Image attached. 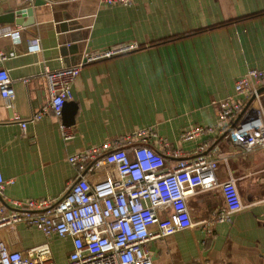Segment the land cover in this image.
<instances>
[{"label": "crops", "instance_id": "obj_1", "mask_svg": "<svg viewBox=\"0 0 264 264\" xmlns=\"http://www.w3.org/2000/svg\"><path fill=\"white\" fill-rule=\"evenodd\" d=\"M64 2L59 17L67 15L80 26L72 31L82 38V55L74 61L62 55L49 0L33 8L32 27L0 20V29L10 26L19 34V40L0 34V51L8 55L0 66L8 70L15 93L12 99L0 96V171L12 180L0 191L4 214L19 210L15 201L61 196L78 177L70 155L105 142L113 147L123 136L151 128L156 135L147 143L157 151L166 140L169 149L193 157L203 145L205 155L218 163L217 180L235 179L243 205L228 212L219 187L196 188L187 196L191 227L145 244L153 264H264V148L246 153L225 134L237 117L222 132L181 139L191 126H215L217 102L226 97L264 113V86L249 98L234 89L249 68L264 69V0ZM24 5L0 0V17ZM30 38L38 39V49L28 48ZM121 44L137 48L81 68L70 100L77 105L70 125L74 137L63 140L62 118L48 108L44 70L82 61L87 45L91 55ZM38 112L42 118L23 130L20 121ZM162 153L173 167L177 159ZM0 239L24 253L48 243L55 264H66L72 249L70 237H46L23 222L14 230L0 229Z\"/></svg>", "mask_w": 264, "mask_h": 264}, {"label": "built area", "instance_id": "obj_2", "mask_svg": "<svg viewBox=\"0 0 264 264\" xmlns=\"http://www.w3.org/2000/svg\"><path fill=\"white\" fill-rule=\"evenodd\" d=\"M21 1L30 5L33 0ZM97 1L119 5L131 0ZM0 34H11L13 39L19 40L18 32L10 26L2 27ZM38 47V39H28V48L35 50ZM135 48L136 44L116 45L87 54L74 65L55 70L46 68L42 76L48 108L57 118L61 117L63 104L72 99V86L85 63L111 58ZM7 57L0 51V62ZM260 86H264V69L249 68L237 79L234 89L237 95L249 98L257 96ZM14 95L8 70L0 66V96L12 99ZM217 104L215 126H191L181 133V139L222 132L237 117L226 134L232 142L246 153L264 148V113L260 109H254L233 96ZM42 115L38 112L21 120V128L24 130L27 122L39 121ZM13 120L20 118L14 115ZM59 129L63 140L74 137L70 126L60 123ZM155 135L151 128L139 129L117 140L113 147L105 142L70 155L68 161L77 168L78 177L70 182L63 194L54 199L15 201L19 210L9 214H4L0 198V229L14 230L16 224L23 222L37 228L46 237H70L72 249L66 264H153L145 244L191 227L187 196L196 188L210 190L219 187L228 212L243 208L235 179L217 180L218 163L205 155L203 145L193 157H184L181 151L169 149L166 140L159 142L162 151L153 149L147 140ZM162 152L177 159L173 167L166 165ZM101 169L103 171L97 175ZM86 170L90 172L84 175ZM6 183H12V180H5L0 171V191ZM152 226H156V230H151ZM0 264L55 263L48 243L24 253L11 249L0 239Z\"/></svg>", "mask_w": 264, "mask_h": 264}, {"label": "water", "instance_id": "obj_3", "mask_svg": "<svg viewBox=\"0 0 264 264\" xmlns=\"http://www.w3.org/2000/svg\"><path fill=\"white\" fill-rule=\"evenodd\" d=\"M49 1L51 3L49 4L50 5L49 7L50 10L53 12L55 19L54 21L57 27L59 28L60 44L62 45L61 47L62 55L64 56L71 55L70 60L74 61L75 59L74 55H82L80 54L81 50L79 45V41H81L82 38L77 37L72 31L80 29V26H78V23L74 20H71V18L67 15L63 14L62 15L63 18L59 17V13H61V11L64 10L66 7V2L64 1L67 0H49ZM44 4H46V0H33L30 5H24L16 10H11L9 12H6L0 17V20H5L8 22L14 21L16 24L22 25L27 28L32 27L33 22L30 18L33 15V8ZM29 31L32 32V29L29 28ZM89 46L90 45H87L86 49L84 50L85 52L84 55H87L90 52ZM76 111H77L76 103L72 101H66L63 104L62 112H61L62 123L67 126L73 125L74 115ZM231 128L232 126L226 131L225 134H227Z\"/></svg>", "mask_w": 264, "mask_h": 264}]
</instances>
